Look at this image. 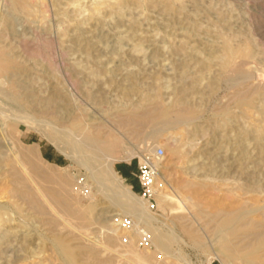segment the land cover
Wrapping results in <instances>:
<instances>
[{"label":"rangeland","instance_id":"obj_1","mask_svg":"<svg viewBox=\"0 0 264 264\" xmlns=\"http://www.w3.org/2000/svg\"><path fill=\"white\" fill-rule=\"evenodd\" d=\"M0 49V122L24 117L30 166L8 173L0 148V264H243L217 246L264 223V0H0ZM85 135L136 195L138 161L163 147V191L192 203L132 212ZM125 215L153 249L122 240Z\"/></svg>","mask_w":264,"mask_h":264},{"label":"bare ground","instance_id":"obj_2","mask_svg":"<svg viewBox=\"0 0 264 264\" xmlns=\"http://www.w3.org/2000/svg\"><path fill=\"white\" fill-rule=\"evenodd\" d=\"M229 51L230 52H233L232 49H229ZM4 61L5 60L2 57V50L0 49V67H2V63ZM22 117H20L19 115L15 114L14 115V118L11 119L12 122H10V123L8 122L7 123V122H5V120H3L2 123L0 122V148L1 147L3 148V150H4L3 153L5 155H7L8 158H10V160H11V161H9L7 163V165H8L7 172L8 173H9V171H17V170H19L20 172H22V173H25L26 172L29 175V173H30L29 172L30 166H29V163L27 161V159L29 158L28 157L29 154H27L28 151L24 150L21 147L22 146L21 145L22 141H21V133H20V128L19 127H20L21 122H23ZM71 117L68 118L66 120V122H68L69 125H71V128L73 130L78 131L80 133H83L85 131L84 128H83V125L81 123L77 122V121L72 120L73 117L72 118ZM12 129H16L17 130V133L15 135H13L11 133V130ZM83 136H84V134H83ZM85 138L91 144H93L94 146H96L97 149H101L102 151L101 150L100 151L102 152L103 156H105L104 162L102 164H100V167H99L100 168V172H99L100 178L102 180H104L107 184H109V186H111L114 189V191H116L117 194H119V196L121 197V200L120 201L123 204H125L126 206H128L132 212H136V213L141 214L143 216L146 213L148 215L146 217L147 218H150L149 217V209H148L147 203L145 201H143L138 195H136L131 190L130 186H128L126 183H124L123 178L115 171V169L113 167V164H114L115 161L118 160V158L115 157L114 154L111 155V154H109L107 152L109 146L107 148L104 147L103 143H105V142L102 141V140H100L101 138H99V140H98V139H95L94 137L90 138L88 135H85ZM33 146H31V147H33ZM110 146H111V144H110ZM102 148H104V149H102ZM36 149H38V148H36ZM36 149H32V153L34 155H36L38 153V152H36ZM109 149H111V147ZM20 152H22L23 154L20 153ZM33 154H32V157H33ZM40 158L44 162H47L45 159H43L41 157V155H40ZM1 164H2V161H0V165ZM0 170H2V169H0ZM30 171H32V169ZM19 176H20V173H19ZM14 182L15 181H13V183ZM18 183L19 182H15V184H16V186L18 188V190L16 189L17 192H19L20 190H22L21 189L22 186L19 187V184ZM153 188H154V191H155V196L161 202H165V203H167L169 205H183L186 202L187 203H190V204L192 203L191 200H193V199L191 197L188 198L187 196H183L182 198H178V197H175L173 195L167 194L165 191H163L164 188L159 183V179H158V176H157V164H156V175H155V178H154ZM36 189L38 190V188H36ZM37 190H36V192H37ZM17 192H16V195L15 196H17V200H19L18 197H21V193H20V195H18L19 193L17 194ZM21 192H23V194L26 197V199H29L34 204V202H37V199L36 198H38V195H39V193L41 191L39 193L37 192L38 195L37 194L34 195L33 192H32L33 194L32 193L29 194V192L27 193V191L24 192L23 190ZM39 196H43V194L42 195H39ZM38 199L40 200V198H38ZM24 203H26V201ZM35 205H37V203ZM61 206H63V205H61ZM66 210H67V208H66ZM250 212H251V210H250ZM261 212H262V215H264V209ZM5 214L8 215V212H7V209H5L3 207V205H2V206H0V219L3 220L4 222H6L4 220L5 219L4 218V215ZM246 214H248V212ZM240 215H242V213ZM244 217H246V216H244ZM78 219H79V217H78ZM10 220L11 219H8V221H10ZM224 223H225V221H224ZM245 223H246L245 226H242L241 228H238V229L235 230V232L236 231H239V232L241 231V232L238 233L237 235H236V233H235V235H233V237L235 239V241H233V242L226 243V240H227V238H228L229 235H226V234L225 235H222V236L220 235L221 236L220 237L221 238L220 239L221 241H220V243L217 246L218 247L217 250H218L219 253H221V254L223 253L224 254L225 251H226L225 250L226 246L227 247H231V249L234 251L233 252L234 254H231L232 257L234 256L235 258L240 259V261H242L243 264H264V260L262 259L261 255H259L260 252H262V251L264 252V223L263 224L262 223H259V224H256V225L254 223L250 222V221H247ZM227 226H229V224ZM221 228H219V230H221ZM223 228H224V226H223ZM156 232H158V231H156ZM156 234H158V233H156ZM189 236H190V238L192 240H194V242H196V243L198 242L196 240V236L195 235H189ZM231 239L232 238H230V240ZM156 241L159 242L160 241V237L156 236L155 237V242ZM227 251L229 252V250H227ZM225 254H227V253H225ZM263 255H264V253H263Z\"/></svg>","mask_w":264,"mask_h":264},{"label":"built area","instance_id":"obj_3","mask_svg":"<svg viewBox=\"0 0 264 264\" xmlns=\"http://www.w3.org/2000/svg\"><path fill=\"white\" fill-rule=\"evenodd\" d=\"M164 153V149L161 146H157L152 150L150 155L144 157V159L138 161L136 166L135 175L139 183L138 196L147 203L148 209L155 210L156 204L154 202V178L156 175V163L154 158L160 159ZM114 221L117 222L119 229L123 230L122 240L127 242L129 233L136 234V245L144 250H151L155 247L152 240V234L150 230L142 223L138 222V219L128 215L116 218ZM175 264V263H169Z\"/></svg>","mask_w":264,"mask_h":264}]
</instances>
